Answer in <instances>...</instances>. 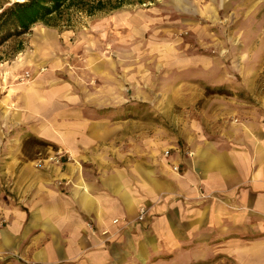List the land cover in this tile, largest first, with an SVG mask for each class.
I'll use <instances>...</instances> for the list:
<instances>
[{
  "label": "rangeland",
  "instance_id": "1",
  "mask_svg": "<svg viewBox=\"0 0 264 264\" xmlns=\"http://www.w3.org/2000/svg\"><path fill=\"white\" fill-rule=\"evenodd\" d=\"M13 1L0 0V7ZM32 50L33 71L25 64ZM32 78L34 89L47 91L33 96V131L48 128L51 138L29 131L14 94ZM0 81L2 229L7 209L20 202L21 181L73 159L55 127L79 121L72 118L78 112L82 122L116 129L117 151L132 155L145 141L166 149L195 134L213 138L259 105L264 0H125L92 15L72 12L68 22H37L0 42Z\"/></svg>",
  "mask_w": 264,
  "mask_h": 264
},
{
  "label": "crops",
  "instance_id": "2",
  "mask_svg": "<svg viewBox=\"0 0 264 264\" xmlns=\"http://www.w3.org/2000/svg\"><path fill=\"white\" fill-rule=\"evenodd\" d=\"M37 87L32 78L14 94L29 131L51 138L33 131V96H47ZM257 102L213 138L166 149L145 141L132 155L117 151L116 129L78 112L55 127L73 159L18 184L0 229V253L12 255L0 264H264V97Z\"/></svg>",
  "mask_w": 264,
  "mask_h": 264
},
{
  "label": "trees",
  "instance_id": "3",
  "mask_svg": "<svg viewBox=\"0 0 264 264\" xmlns=\"http://www.w3.org/2000/svg\"><path fill=\"white\" fill-rule=\"evenodd\" d=\"M123 2L125 0H16L0 7V42L12 34L27 33L37 22L56 25L70 21L72 12L92 15L115 9Z\"/></svg>",
  "mask_w": 264,
  "mask_h": 264
},
{
  "label": "built area",
  "instance_id": "4",
  "mask_svg": "<svg viewBox=\"0 0 264 264\" xmlns=\"http://www.w3.org/2000/svg\"><path fill=\"white\" fill-rule=\"evenodd\" d=\"M168 153V151H166V154ZM173 169L174 170H177L178 169V166H173ZM145 214H146V209L145 208H142L139 210V214H138V219L139 220H142L144 217H145Z\"/></svg>",
  "mask_w": 264,
  "mask_h": 264
},
{
  "label": "bare ground",
  "instance_id": "5",
  "mask_svg": "<svg viewBox=\"0 0 264 264\" xmlns=\"http://www.w3.org/2000/svg\"><path fill=\"white\" fill-rule=\"evenodd\" d=\"M19 1H22V0H19Z\"/></svg>",
  "mask_w": 264,
  "mask_h": 264
}]
</instances>
